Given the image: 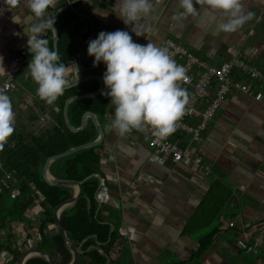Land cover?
<instances>
[{"label":"crops","instance_id":"0c3cea01","mask_svg":"<svg viewBox=\"0 0 264 264\" xmlns=\"http://www.w3.org/2000/svg\"><path fill=\"white\" fill-rule=\"evenodd\" d=\"M151 3V14L136 22V30L142 34L138 36L132 31L133 26L126 25L117 15V0H81L75 12L86 23L82 32L87 37L81 42L76 59L66 65L69 83L90 75L103 78L106 64L101 61L94 66L95 57L88 54V42L96 39L101 31L116 30L128 31L133 41L141 45L154 41L162 46L166 38H171L213 66L228 60L234 47L264 74V28L257 26L264 14V0H243L244 11L251 16L234 32L218 30L216 25L222 18L221 13L213 12L206 5L196 4L198 15L176 20L174 15L183 12L179 0H151ZM213 15L217 21L212 19ZM29 28L30 24H26L25 31L21 32L24 44L31 34ZM90 80L98 83L97 90L101 88L100 78ZM253 88V94L231 92L202 133V157L211 169L207 175L174 165L167 158L152 160L147 128L119 135L111 127L114 118L111 97L105 115L98 118L95 114L104 132L101 154L112 156L102 167L110 203L120 210L119 228L128 225L134 230V238L126 241L119 255L122 263L186 261L197 248L198 239L215 225L220 230L213 235L208 250L199 261L188 264H228V260L238 255L243 247L242 237L228 229V225L264 219V83L254 82ZM48 110L51 111L44 112L41 120H50L56 106L53 104ZM175 139L180 144L188 140L185 135ZM214 181L229 190L224 208L208 227L185 233L188 219L199 208ZM241 184L244 189L239 187ZM219 193L223 195L222 190ZM53 225L49 224L51 230L55 228ZM260 233L264 231L255 236Z\"/></svg>","mask_w":264,"mask_h":264},{"label":"trees","instance_id":"16d2710c","mask_svg":"<svg viewBox=\"0 0 264 264\" xmlns=\"http://www.w3.org/2000/svg\"><path fill=\"white\" fill-rule=\"evenodd\" d=\"M0 1L5 4L4 0ZM23 1L26 5L25 11L33 16L35 22H38L28 7V0H20V2ZM69 1L71 0H59L55 7L47 10L45 15H53L59 7ZM80 1L64 9L57 16L54 25L58 33L57 51L60 56L58 62L65 66L76 59L80 44L87 37L86 33L82 32L86 23L75 12ZM42 38L48 40V46L53 50L52 31L46 30L42 33ZM19 53V48H14L7 63L9 64ZM28 57L31 60L32 53ZM3 65L6 69L5 74H7L8 66L5 63ZM18 70L20 69L17 67L12 74V80L17 89L24 90L26 85H23L25 83L23 81L29 77L19 75ZM26 87L32 104L30 106H33L34 111L44 114L45 110L48 107L52 108L53 104L56 110L43 127H35L33 131L24 125L15 126L14 134L0 150L2 170L11 173L9 179L1 182L0 252L7 253V264H17L27 246L37 247L50 253L58 263L68 264L72 257L71 252L64 244L61 233L57 228L51 230L49 224L55 223L54 207L61 201L72 197L74 190L70 186L48 184L43 179L41 170L49 156L96 138L97 131L90 120L83 129L77 132L69 130L63 118V106L65 100L72 95L96 91L98 83L95 80H87L65 89L63 95L59 96L52 105L37 96L38 85L34 81L30 88ZM106 91L107 89L96 96L76 99L69 103L68 117L73 127L77 128L80 125L85 111L93 112L98 118L105 115L110 99L109 96L104 95ZM38 112L29 115L32 122L39 121L43 116L40 117ZM101 147L102 144H98L77 150L52 161L48 166V171L54 178L82 181V194L79 199L73 205L65 207L59 215L67 238L79 247L80 253L76 264H121L119 255L126 244L125 237L119 231L120 210L110 203V199L104 204H99L95 198L99 180L102 179L107 186V178L102 169L103 164L100 162ZM96 175H99L100 179ZM36 190L44 196L43 200L38 197ZM221 190L222 196L219 193ZM229 195L226 187L214 181L199 208L188 219L184 232L191 233L196 229L208 227L210 221H213L214 217L224 208ZM38 207L41 208V212L35 215L34 211ZM15 224L19 227L17 232ZM111 226L113 230L110 232ZM227 228L230 229V227ZM219 230L218 225H215L198 239L197 248L186 261L175 264L199 261L210 247L213 235ZM232 230L239 233L236 227ZM260 231H264V219L251 223L245 233L247 238L252 240ZM34 232H37L38 238L32 242ZM262 250L260 253H252L249 245L245 244L228 264H256L260 258L264 260V244ZM24 264L50 263L40 256H32Z\"/></svg>","mask_w":264,"mask_h":264},{"label":"clouds","instance_id":"9594fccd","mask_svg":"<svg viewBox=\"0 0 264 264\" xmlns=\"http://www.w3.org/2000/svg\"><path fill=\"white\" fill-rule=\"evenodd\" d=\"M10 8L20 0H4ZM57 0H28V7L37 18L28 35V50L32 58L28 64V74L38 85L37 96L52 105L63 95L69 86L66 66L59 63L58 51L49 48L48 40L42 38L46 30L56 32V13L45 15ZM196 4L207 6L213 12L221 13L217 28L223 32H234L250 18L245 13L243 0H179L183 12L174 15L182 20L198 15ZM117 15L132 31L138 32L137 21L152 12L151 0H117ZM217 21L215 15L212 16ZM88 54L94 56V66L101 61L106 64L103 74L114 105V118L111 127L124 136L133 129L143 131L151 127L153 135L163 139L174 131L178 120L189 103V93L181 87L186 81L185 68L179 65L170 54L168 46H158L154 41L141 45L133 41L128 31H101L96 39L88 42ZM78 69V67H77ZM79 71V69H78ZM8 85L0 88V150L15 132L16 114L11 97L7 94Z\"/></svg>","mask_w":264,"mask_h":264},{"label":"built area","instance_id":"2783aa9c","mask_svg":"<svg viewBox=\"0 0 264 264\" xmlns=\"http://www.w3.org/2000/svg\"><path fill=\"white\" fill-rule=\"evenodd\" d=\"M162 46H168L172 58L185 68L187 80L180 83L181 87L189 93V103L186 105L184 114L174 122V131L165 138H157L153 135L154 130L151 127L147 128V144L151 150V159L159 161L167 158L174 165L198 170L205 175L210 174V166L204 162L200 148L202 133L231 92L239 91L253 94L255 91L253 83L262 82L264 74L254 63L242 57L240 51L234 47L231 48V55L228 60L213 66L207 60L196 56L181 42L171 38H166ZM19 50L20 53L12 59V63L8 67L11 72L7 73L0 82V88L6 84L9 86L7 91L14 89L11 73L16 70L22 59L30 54L27 43L21 45ZM179 135L187 136L188 140L185 144H180L175 139ZM111 159V155L102 156L100 162L105 164ZM10 176V172L2 170V163L0 162V191L1 182L9 179ZM239 187L245 188L242 184ZM36 193L43 200L44 196L41 192L36 190ZM95 198L99 204H104L109 200L108 187L102 179L99 180ZM39 212H41L40 207L34 211L35 215ZM236 224L234 222L228 226L230 229L233 227L239 229L243 247L247 244L252 253L262 252L264 235L261 234L264 233H260L249 240L245 230L251 225V222L241 220ZM53 226L56 228L55 224ZM15 229H19L18 224H15ZM119 231L127 242L134 238V230L128 225L122 226ZM37 238L38 234L34 232L32 242H35ZM28 248L32 247L27 246L26 249ZM6 259L7 253L1 251L0 263H5ZM256 264H264V260L260 258Z\"/></svg>","mask_w":264,"mask_h":264},{"label":"water","instance_id":"95a60500","mask_svg":"<svg viewBox=\"0 0 264 264\" xmlns=\"http://www.w3.org/2000/svg\"><path fill=\"white\" fill-rule=\"evenodd\" d=\"M78 1H80V0H71L67 4L59 7L55 11L56 18L64 9H66L67 7L71 6L72 4H74V3L78 2ZM52 45H53V51H57V46H58V33H57V31L56 32L52 31ZM95 77L96 78H100V80H101L100 81L101 82V88H99L96 91L90 92V93L77 94V95H72V96L68 97L65 100L64 106H63V118H64L66 126L72 132H77V131L83 129L85 127V125H86V119L89 118L91 120V122L93 123V125L95 126V129H96V131L98 133V136L92 141L76 145L74 147H71V148L63 151V152H60L58 154H54L52 156H49L45 160V162H44V164L42 166V170H41L42 177L48 184H50V185L70 186L74 190L72 197L61 201L53 209L54 220H55L54 224H55L57 230L61 233V235L63 237V240H64V244L69 249V251L71 252V255H72L71 260H70V262L68 264H76L77 263L80 250H79V247H76L74 245V243L67 238L65 230H64V228H63V226H62V224L60 222L59 215H60V212L65 207L73 205L79 199V197L82 194V181L54 178L49 173L48 166H49V164L52 161H54V160H56V159H58L60 157H64L66 155H69V154L77 151V150H80V149H83V148H87V147H91V146H96V145L101 143V141H102V139L104 137V132L102 130L101 125L97 122L96 115L93 112L85 111L83 113V115H82L81 123H80V125L77 128L72 126V124L70 123L69 117H68V106H69V103L71 101L76 100V99H82V98H88V97L96 96L99 93H101V91L105 87V83H104L103 78L100 77V76H97V75L85 76V77H82L80 79L75 80L74 82L69 83L72 86H69L66 89L71 88V87H73V86H75V85H77V84H79V83H81L83 81H87V80L93 79ZM96 176L99 178V175H96ZM112 230H113V226L110 227V232ZM32 256H40V257L44 258L46 261H48L50 264H60L51 256L50 253H48L47 251L42 250L40 248H37V247H32V248H28V249L24 250V252L21 254L17 264H24V262L29 257H32ZM107 262H108V260H107Z\"/></svg>","mask_w":264,"mask_h":264},{"label":"rangeland","instance_id":"374dc122","mask_svg":"<svg viewBox=\"0 0 264 264\" xmlns=\"http://www.w3.org/2000/svg\"><path fill=\"white\" fill-rule=\"evenodd\" d=\"M25 6L26 5L23 1L19 3L18 8L17 6L14 8H10L8 5H5L4 3L0 1V82L3 79V77L6 75L5 74L6 69L3 64L5 63L6 66L9 67L12 61L9 64L7 63V61L11 57L14 48H19L21 45L24 44L23 42L24 40L22 39L23 36H21L22 34L21 32L25 31L24 29H25L26 24L27 25L30 24L31 26L33 23H36L33 16L30 17L28 13L25 11ZM259 22L260 23L257 24V26L258 27L261 26L262 28H264V14L260 17ZM28 56L22 59L23 63L21 62L18 64L17 67L20 70H18L17 73L23 77H27V76L29 77L28 79H24L23 82L25 83L23 85H26L30 88V85L32 84L33 80L31 76L28 74L27 68L30 62V59ZM10 72L11 71L9 70L8 73ZM13 73L14 71L11 73V76ZM263 83H264V80L260 82V84H263ZM26 86L25 88H27ZM25 88L24 90L17 89L16 84H14V89L7 91V94L12 99L13 108L16 114L15 126L20 127L21 125H24V127H27L28 129H31L33 131L35 127H43L49 120L46 119L43 121L40 118L39 121L37 120L35 122H32L29 119L30 114L36 113L38 111H34L33 106H30L31 101H30V97H28V93H27L28 89H25ZM48 111L50 110L48 109L45 110L46 113H49ZM42 115L43 114H39L40 117ZM17 231H19V229L16 230V232ZM228 261L230 262V260ZM0 264H7V263L3 262ZM121 264H127V262L126 263L121 262Z\"/></svg>","mask_w":264,"mask_h":264}]
</instances>
